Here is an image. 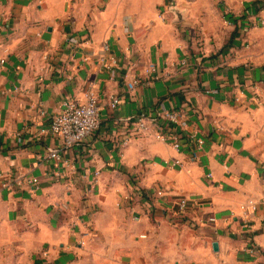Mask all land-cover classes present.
<instances>
[{
  "label": "crops",
  "instance_id": "crops-1",
  "mask_svg": "<svg viewBox=\"0 0 264 264\" xmlns=\"http://www.w3.org/2000/svg\"><path fill=\"white\" fill-rule=\"evenodd\" d=\"M217 8L226 44L189 46L181 25ZM260 15L264 0H0V264H264ZM88 89L99 126L65 147L49 123Z\"/></svg>",
  "mask_w": 264,
  "mask_h": 264
},
{
  "label": "built area",
  "instance_id": "built-area-1",
  "mask_svg": "<svg viewBox=\"0 0 264 264\" xmlns=\"http://www.w3.org/2000/svg\"><path fill=\"white\" fill-rule=\"evenodd\" d=\"M4 62V57L0 58V70ZM137 80L133 79L128 82V86L133 88ZM119 103V97L117 95H111L109 99V105L115 107ZM99 109L100 104L98 101L97 94L93 89H88L85 93V98L83 101L76 100L71 97H67L62 102V109L59 113L52 116L51 121L48 126V130L58 137L61 138L63 146L71 147L72 145L79 143L84 140L88 135L92 134L99 126ZM163 117L170 121L176 122L178 114L175 111L165 110L162 113ZM151 118L147 114H139L135 120L134 124L137 130L142 132H147L150 129ZM155 136L159 139L169 140L173 147L179 148V139L174 134H167L156 130ZM199 143H202V140H198ZM50 156L58 157L56 150H51L49 152ZM179 162V160H175ZM37 181L36 177L30 179H15V184L22 185L26 183H35ZM157 195H161L162 190L156 191ZM188 200L184 196L178 197L175 202V210L178 213H183L186 211ZM254 207V206H252ZM215 217L210 215L208 216V221L213 222ZM245 226H249L248 222L245 223ZM250 253H253L255 248L253 245H250L246 248Z\"/></svg>",
  "mask_w": 264,
  "mask_h": 264
},
{
  "label": "rangeland",
  "instance_id": "rangeland-1",
  "mask_svg": "<svg viewBox=\"0 0 264 264\" xmlns=\"http://www.w3.org/2000/svg\"><path fill=\"white\" fill-rule=\"evenodd\" d=\"M223 5L226 4L223 3ZM226 9L229 10L227 6ZM217 11L218 13H214L215 10L206 9L205 14L202 15L203 18H199L191 24L181 25L184 28V35L188 36L187 41L189 46L194 45V49L203 52H216L217 48L226 44L225 39L232 25L223 18V14L218 8ZM253 21L252 23L256 25V35L261 39L264 36V15H260L256 21ZM247 43L248 41L244 43L245 48L249 47L246 46ZM207 47L208 49H206Z\"/></svg>",
  "mask_w": 264,
  "mask_h": 264
},
{
  "label": "trees",
  "instance_id": "trees-1",
  "mask_svg": "<svg viewBox=\"0 0 264 264\" xmlns=\"http://www.w3.org/2000/svg\"><path fill=\"white\" fill-rule=\"evenodd\" d=\"M262 5H263V4H262ZM224 16H225V18H226L227 20H229L231 23L236 24V18L233 16V14H231V13H229V12H226V13L224 14ZM232 34H233V36H234V31L232 32ZM233 36L231 35V38L227 41V45H228V46L233 44V43H232V37H233Z\"/></svg>",
  "mask_w": 264,
  "mask_h": 264
},
{
  "label": "water",
  "instance_id": "water-1",
  "mask_svg": "<svg viewBox=\"0 0 264 264\" xmlns=\"http://www.w3.org/2000/svg\"><path fill=\"white\" fill-rule=\"evenodd\" d=\"M212 246H213V249H217L218 248V244H217V242L216 241H214L213 243H212Z\"/></svg>",
  "mask_w": 264,
  "mask_h": 264
}]
</instances>
